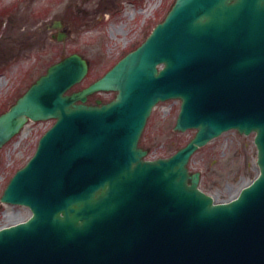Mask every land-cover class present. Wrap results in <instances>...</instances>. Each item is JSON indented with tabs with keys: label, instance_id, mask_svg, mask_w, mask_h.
<instances>
[{
	"label": "water",
	"instance_id": "water-1",
	"mask_svg": "<svg viewBox=\"0 0 264 264\" xmlns=\"http://www.w3.org/2000/svg\"><path fill=\"white\" fill-rule=\"evenodd\" d=\"M88 71L70 54L0 114V150L28 121L54 120L0 197L31 212L0 228V264H264V0H175L136 49L68 94ZM100 91L116 95L86 103ZM173 99L174 130L195 135L147 160V119ZM231 130L254 134L259 173L216 203L188 163Z\"/></svg>",
	"mask_w": 264,
	"mask_h": 264
},
{
	"label": "rangeland",
	"instance_id": "rangeland-1",
	"mask_svg": "<svg viewBox=\"0 0 264 264\" xmlns=\"http://www.w3.org/2000/svg\"><path fill=\"white\" fill-rule=\"evenodd\" d=\"M175 0H0V114L47 68L77 53L89 62L83 81L67 93L79 91L102 77L118 60L136 49L163 19ZM147 13H141L146 10ZM61 21L67 37L52 38ZM94 93L86 101H110L115 92ZM101 103V102H100ZM180 100L158 103L147 119L139 146L146 159L165 158L185 146L194 129L174 130ZM54 120L29 122L24 131L0 150V197L13 174L34 154L41 136ZM254 135L228 131L199 148L188 170L200 173L199 187L216 203L233 199L258 175ZM20 205H0V228L28 219Z\"/></svg>",
	"mask_w": 264,
	"mask_h": 264
},
{
	"label": "flooded vegetation",
	"instance_id": "flooded-vegetation-1",
	"mask_svg": "<svg viewBox=\"0 0 264 264\" xmlns=\"http://www.w3.org/2000/svg\"><path fill=\"white\" fill-rule=\"evenodd\" d=\"M99 93H100V94H103V93L106 94V93H109V92H99ZM99 93H98V94H99ZM93 95H94V94H93ZM90 96H92V95H90ZM90 96L87 97V100L90 98ZM98 101H99V100L94 101V102H95L94 104H97ZM100 102H101V103H104V101H100ZM107 102H108V101H107Z\"/></svg>",
	"mask_w": 264,
	"mask_h": 264
},
{
	"label": "bare ground",
	"instance_id": "bare-ground-1",
	"mask_svg": "<svg viewBox=\"0 0 264 264\" xmlns=\"http://www.w3.org/2000/svg\"><path fill=\"white\" fill-rule=\"evenodd\" d=\"M148 9L149 8H147L146 10H141V13H144V14L147 13Z\"/></svg>",
	"mask_w": 264,
	"mask_h": 264
}]
</instances>
